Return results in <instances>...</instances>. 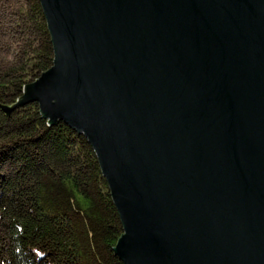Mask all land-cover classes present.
Listing matches in <instances>:
<instances>
[{
    "label": "water",
    "instance_id": "water-1",
    "mask_svg": "<svg viewBox=\"0 0 264 264\" xmlns=\"http://www.w3.org/2000/svg\"><path fill=\"white\" fill-rule=\"evenodd\" d=\"M38 103L95 152L124 264H264V0H40Z\"/></svg>",
    "mask_w": 264,
    "mask_h": 264
},
{
    "label": "trees",
    "instance_id": "trees-1",
    "mask_svg": "<svg viewBox=\"0 0 264 264\" xmlns=\"http://www.w3.org/2000/svg\"><path fill=\"white\" fill-rule=\"evenodd\" d=\"M0 264H124L120 212L86 136L14 109L54 48L40 0H0Z\"/></svg>",
    "mask_w": 264,
    "mask_h": 264
},
{
    "label": "rangeland",
    "instance_id": "rangeland-1",
    "mask_svg": "<svg viewBox=\"0 0 264 264\" xmlns=\"http://www.w3.org/2000/svg\"><path fill=\"white\" fill-rule=\"evenodd\" d=\"M2 54H0V56H1Z\"/></svg>",
    "mask_w": 264,
    "mask_h": 264
}]
</instances>
